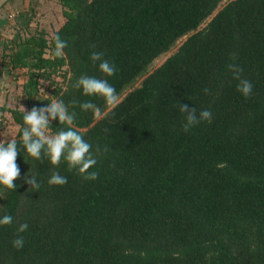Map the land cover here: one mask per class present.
Wrapping results in <instances>:
<instances>
[{
    "label": "trees",
    "instance_id": "obj_1",
    "mask_svg": "<svg viewBox=\"0 0 264 264\" xmlns=\"http://www.w3.org/2000/svg\"><path fill=\"white\" fill-rule=\"evenodd\" d=\"M62 5L66 21L52 41L43 32L30 37L9 62L28 69L23 90L31 109L63 100L76 113L72 127L92 145L97 163L89 171L99 175L85 179L66 161L57 167L47 156L30 157L23 110H10L20 177L16 190L0 185V218L13 217L0 225V264H264V0ZM57 35L67 41L62 57ZM94 51L116 66L113 76L90 59ZM230 63L252 83L250 98L237 91ZM60 69L61 81L41 96L40 79ZM82 75L107 79L116 105L75 88ZM89 100L100 116L79 107ZM177 101L197 114L210 110L212 122L184 132ZM50 126L53 134L68 127ZM53 172L67 184L50 185ZM31 175L39 188L25 182ZM18 235L25 241L19 250Z\"/></svg>",
    "mask_w": 264,
    "mask_h": 264
},
{
    "label": "clouds",
    "instance_id": "obj_2",
    "mask_svg": "<svg viewBox=\"0 0 264 264\" xmlns=\"http://www.w3.org/2000/svg\"><path fill=\"white\" fill-rule=\"evenodd\" d=\"M67 47V41L63 40L59 35L55 37V55L62 57L64 49ZM95 47V45H92ZM235 58L236 53H233ZM102 52H92L90 59L95 63L99 62V70L107 77L113 76L117 69L116 66L104 59ZM228 69L233 74V79L237 80V91L240 92L246 99L250 98L253 92L252 83L244 79L242 76L243 68L238 64H229ZM75 88L82 89L83 94L89 97H102L106 104L116 105L119 97L115 88L108 82L107 79L97 78L95 76L82 75L74 84ZM205 94L209 92L204 89ZM76 102H73L75 104ZM83 111L99 112V108L92 101H85L79 105ZM176 107L181 113L186 114V122L183 125V131L188 132L194 126L201 122H212V112L208 109L201 110L197 114V109L193 106L189 108L187 104H181L177 101ZM23 128H22V144L26 149L27 154L40 160L43 156H47L53 166H59L61 161H66L69 170L76 169L81 174H85L84 178L95 180L98 178L97 171H89L96 163L97 159L93 153L92 145L87 142L83 136L77 132L72 125L74 124L76 113L69 112L68 106L63 100H52L51 103L36 107L33 106L30 111L23 107ZM58 120L59 124L68 126L66 129H61L56 133H52L50 126L51 121ZM99 151V149H97ZM107 151V149H105ZM20 150L17 147L15 139L0 140V185L5 186L9 190H16L14 181L20 177V169L16 163ZM25 182L31 185L32 188H39V183L36 178L31 175V178L25 177ZM50 185H65L67 178L53 172L48 180ZM13 222L11 215H4L0 218V225L10 226ZM28 229V225L21 224L17 229V233H23ZM24 238L18 235L13 240V247L17 250L23 248Z\"/></svg>",
    "mask_w": 264,
    "mask_h": 264
},
{
    "label": "rangeland",
    "instance_id": "obj_3",
    "mask_svg": "<svg viewBox=\"0 0 264 264\" xmlns=\"http://www.w3.org/2000/svg\"><path fill=\"white\" fill-rule=\"evenodd\" d=\"M223 2L222 4H224ZM66 21L62 0H0V138L14 139L17 135V125L10 121V110L22 109L30 111L31 107L26 101L23 85L28 79L27 68L12 69L10 55L27 39L44 33L45 37L52 38ZM183 37L172 50L156 59L150 70L160 65L178 47ZM53 48L46 52L47 57L53 55ZM62 69L51 77L40 79L41 96L51 94L56 83L61 81ZM142 78H139L132 87L139 86ZM4 108V109H3ZM6 109V110H5ZM100 116V113L97 114ZM8 125L10 127H7ZM9 121L11 124H9Z\"/></svg>",
    "mask_w": 264,
    "mask_h": 264
}]
</instances>
